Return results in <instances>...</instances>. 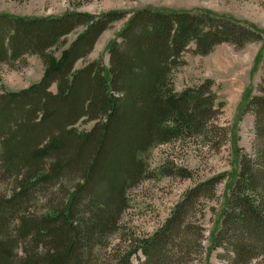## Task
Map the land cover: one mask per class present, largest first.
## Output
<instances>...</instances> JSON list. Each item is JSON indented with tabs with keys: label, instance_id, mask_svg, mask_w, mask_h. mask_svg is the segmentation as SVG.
I'll list each match as a JSON object with an SVG mask.
<instances>
[{
	"label": "trees",
	"instance_id": "1",
	"mask_svg": "<svg viewBox=\"0 0 264 264\" xmlns=\"http://www.w3.org/2000/svg\"><path fill=\"white\" fill-rule=\"evenodd\" d=\"M124 17L0 16V63L38 55L46 66L39 84L0 96V181L10 187L0 193V264H132L138 253L141 264L193 262L189 249L202 248L205 232L193 221L194 211L213 200L226 180V203L206 264L217 249L231 264L264 257L263 59L258 95L246 105L255 118L254 154L234 142L238 170L232 176L196 185L155 235L107 260L110 240L130 208L128 190L150 177L142 154L188 138L209 143L220 133L227 143L238 141L232 130L213 122L222 105L212 82L175 91L172 77L184 55L192 45L194 54L207 56L225 43L243 49L263 38L249 26L209 13L142 10L110 46L109 68L94 63L75 71L100 36ZM80 27L86 30L61 60L46 55ZM54 85L56 94L50 91ZM82 119L96 122L91 131L75 129Z\"/></svg>",
	"mask_w": 264,
	"mask_h": 264
},
{
	"label": "rangeland",
	"instance_id": "2",
	"mask_svg": "<svg viewBox=\"0 0 264 264\" xmlns=\"http://www.w3.org/2000/svg\"><path fill=\"white\" fill-rule=\"evenodd\" d=\"M148 9L194 15L209 13L249 26L259 31L263 38L243 49L225 43L207 56L194 54L195 47L192 45L190 52L184 55V65L173 73L175 91L180 94L208 81L212 82L217 104L222 105L220 115L213 122L232 130L238 141L232 138L227 143L220 133L209 143L205 138H188L183 142L180 140L153 147L142 154L140 160L145 164L150 177L128 190L130 208L122 218L120 231L110 240L107 260L123 256L155 235L187 192L196 185L221 175L232 176L238 170L233 152L234 142L245 154H254L255 118L246 110V105L252 97L258 95V87L263 79L264 0H0V16L19 18H60L73 12L96 17L125 13L126 17L113 23L100 36L92 50L86 52L84 58L75 64V71L94 63L98 65L97 68H109L110 46L120 40L121 31L135 12ZM85 30L84 27L78 28L46 55L61 60L63 53ZM45 69L43 58L38 55L26 56L12 64L0 63V96L24 92L39 84ZM50 91L56 94L57 86L54 85ZM95 123L82 119L75 129L80 133L89 132ZM172 173L174 175L169 176ZM229 182L226 180L219 185L216 197L194 211L193 221L202 225L205 231L202 248L191 247L189 252L193 254V262L185 261L181 264L207 263L212 236L220 227ZM9 188L8 184L0 181V193L7 194ZM224 253L222 249L214 250L210 254L209 264H231L222 258ZM143 260V255L138 253L132 258V264H141ZM250 264H264V257Z\"/></svg>",
	"mask_w": 264,
	"mask_h": 264
}]
</instances>
